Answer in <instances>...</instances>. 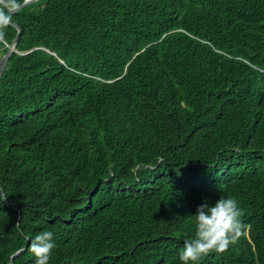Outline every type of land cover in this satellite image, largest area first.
Returning <instances> with one entry per match:
<instances>
[{"label": "trees", "instance_id": "obj_1", "mask_svg": "<svg viewBox=\"0 0 264 264\" xmlns=\"http://www.w3.org/2000/svg\"><path fill=\"white\" fill-rule=\"evenodd\" d=\"M0 7L20 27L0 75V264H34L44 230L49 264H181L197 206L225 196L242 235L214 259L264 264V0Z\"/></svg>", "mask_w": 264, "mask_h": 264}, {"label": "clouds", "instance_id": "obj_2", "mask_svg": "<svg viewBox=\"0 0 264 264\" xmlns=\"http://www.w3.org/2000/svg\"><path fill=\"white\" fill-rule=\"evenodd\" d=\"M5 1V6L8 8H15L18 6L15 0ZM9 20L10 17L8 14L4 12L3 7H0V35L3 34V30L7 26ZM154 191L157 194L155 189ZM7 194L8 193L0 192V202L5 200ZM182 206L183 204H179L178 208ZM242 214L243 209L239 206L238 199L232 196L218 198L212 203L205 201L198 205L195 213L191 216L194 232L189 238L184 240L183 247L178 253L181 264H198L203 257L205 261L204 264H217V260L214 259L215 255L227 250L229 246L235 244L242 235V224L240 219ZM56 246L54 233L51 230L41 231L31 237L28 250L35 258L34 264H49ZM215 252L217 253L215 254ZM14 254L10 256V264H13L12 258Z\"/></svg>", "mask_w": 264, "mask_h": 264}, {"label": "water", "instance_id": "obj_3", "mask_svg": "<svg viewBox=\"0 0 264 264\" xmlns=\"http://www.w3.org/2000/svg\"><path fill=\"white\" fill-rule=\"evenodd\" d=\"M35 0H24L20 5H18L17 7L15 8H8L6 7L9 12L11 13H15L17 11H19L22 7L34 2ZM0 2H2L4 5H6V1L5 0H0ZM9 22H11L9 20ZM15 27H17L18 31H17V34L15 35V37L13 38L11 44L9 45L7 51L4 53V55L2 56V58L0 59V75L2 74L7 62H8V59L17 43V39H18V35L20 33V27L15 23V22H11ZM20 251H17L13 256H15L16 254H18Z\"/></svg>", "mask_w": 264, "mask_h": 264}]
</instances>
